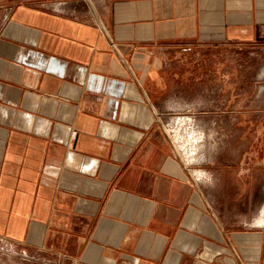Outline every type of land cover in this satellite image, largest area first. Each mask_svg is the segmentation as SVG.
Returning a JSON list of instances; mask_svg holds the SVG:
<instances>
[{"label":"crops","instance_id":"crops-1","mask_svg":"<svg viewBox=\"0 0 264 264\" xmlns=\"http://www.w3.org/2000/svg\"><path fill=\"white\" fill-rule=\"evenodd\" d=\"M254 58L264 0H0V264H264V225L217 216L163 124L191 83L264 98ZM254 108L230 170L264 185Z\"/></svg>","mask_w":264,"mask_h":264},{"label":"rangeland","instance_id":"rangeland-1","mask_svg":"<svg viewBox=\"0 0 264 264\" xmlns=\"http://www.w3.org/2000/svg\"><path fill=\"white\" fill-rule=\"evenodd\" d=\"M240 53L238 52L237 58L245 59V56ZM216 56L218 57V55ZM229 56H233V53L228 51L221 53V57ZM191 57L193 59L198 57L212 59L213 54L211 52L195 51ZM254 59L251 63L247 62L249 63L247 66L244 65V61H238V64L240 63V66L237 67L238 70L241 73H246L248 68H251L254 72H258V69L262 66L261 64H264V58ZM196 69L197 67L194 66V71H192L195 76ZM204 69H210L211 71L213 66H205ZM205 74L208 75H206L208 79L212 80V72L206 71ZM195 84L197 85V83ZM259 85L264 86V83H259ZM212 89V81L204 84L200 83L197 86H193V83H191L188 91L184 93V99L187 101L188 106L181 112L168 115L166 119H163V124L174 143L178 157L190 169L199 189L216 215L224 222L236 225L245 222L255 223L258 218L264 216V212H262L264 211V185H261L260 173H258V177L253 179V184L247 182L246 186L244 179L235 178L231 173L230 169L233 164L229 162V155L234 149H236L237 154L244 153L246 148L245 135L249 131L243 127V122L248 121L251 116V114H244V111L250 104L258 107L254 110H259L261 105H264V98H243L244 91L239 92L237 96L238 113H236L233 112L232 106L229 107L228 97H225L222 92L219 101L218 98H213ZM213 100H218V102L213 104ZM231 104H233L232 100ZM213 108L222 112L225 111V113L203 112V110L207 111ZM252 115L254 122L260 121L261 114L259 112ZM234 121L238 122L236 127L231 126ZM191 128L192 130H190ZM188 130L189 132H187ZM193 133L195 134L194 137H197L196 140H194V137L192 140L191 135ZM218 147L222 148V152L216 156L214 153ZM200 172L206 178L197 180L196 174Z\"/></svg>","mask_w":264,"mask_h":264},{"label":"bare ground","instance_id":"bare-ground-1","mask_svg":"<svg viewBox=\"0 0 264 264\" xmlns=\"http://www.w3.org/2000/svg\"><path fill=\"white\" fill-rule=\"evenodd\" d=\"M175 120H176V119H175ZM182 120H183V119H182ZM189 121H190V120H189ZM172 122H173V121H172ZM191 122H192V121H191ZM194 123H195V122H194ZM172 124H173V123H172ZM181 124H182V123H181ZM191 124H192V123H191ZM192 125L195 126V124H192ZM188 126H189V125H188ZM189 127H190V126H189ZM193 128H194V127H193ZM190 130H192V128H191ZM195 130H196V128H195ZM172 131H173V130H172ZM196 131H197V130H196ZM187 132H189V130H188ZM197 132H198V131H197ZM187 134H189V133H187ZM198 134H200V133H198ZM194 135H195L194 133L191 135L192 140H193ZM191 137H190V138H191ZM198 138H200V137H198ZM196 139H197V137H196V138L194 137V140H196ZM202 139H203V137H202ZM192 140H190V141H192ZM184 141H186V140H184ZM190 141H189V142H190ZM196 142H198V141H196ZM184 143H185V142H184ZM199 143H200V142H199ZM203 143H204V141H203ZM192 144H193V142H192ZM187 145H188V144H187ZM190 145H191V143H190ZM193 145H194V144H193ZM195 146H196V145H195ZM182 149H183V148H182ZM191 149H192V148H191ZM197 149H198V148H197ZM184 150H185V149H184ZM194 150H195V149H194ZM187 153H188V152H187ZM206 158H207V157H206ZM187 161H188V160H187ZM197 176H198V175H197ZM197 176H196V177H197ZM205 176H206V175H205ZM201 178H202V177H201ZM203 178H204V177H203ZM199 179H200V178H199ZM197 180H198V179H197ZM262 212H264V211H262ZM256 222H257L258 225H264V216L258 218Z\"/></svg>","mask_w":264,"mask_h":264},{"label":"built area","instance_id":"built-area-1","mask_svg":"<svg viewBox=\"0 0 264 264\" xmlns=\"http://www.w3.org/2000/svg\"><path fill=\"white\" fill-rule=\"evenodd\" d=\"M169 126V125H168ZM165 127V126H164ZM165 130H166V128H165ZM166 132H167V130H166ZM168 133V132H167Z\"/></svg>","mask_w":264,"mask_h":264}]
</instances>
